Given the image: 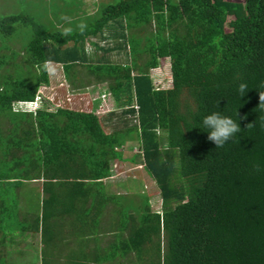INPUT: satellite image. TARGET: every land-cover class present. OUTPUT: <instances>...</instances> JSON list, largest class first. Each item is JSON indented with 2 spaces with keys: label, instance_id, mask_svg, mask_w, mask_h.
<instances>
[{
  "label": "trees",
  "instance_id": "16d2710c",
  "mask_svg": "<svg viewBox=\"0 0 264 264\" xmlns=\"http://www.w3.org/2000/svg\"><path fill=\"white\" fill-rule=\"evenodd\" d=\"M95 9L94 20L69 31L63 18L54 26L26 10L0 16V39L25 35V55L0 56V187L38 182L34 230L41 250L56 247L33 264H264V0H118ZM121 50L125 60H113ZM165 58L172 85L155 87L150 70ZM48 62L62 64L72 90L92 96L105 85L122 123L104 127L115 107L14 110L50 82ZM214 112L241 127L220 148L203 126ZM133 140L142 160H129L157 183L160 210L147 195L135 208L105 190L102 179L128 160L121 147ZM19 197L15 211L0 198V236L10 217H34ZM63 217L78 249L66 250ZM7 242L0 237V264H14Z\"/></svg>",
  "mask_w": 264,
  "mask_h": 264
},
{
  "label": "rangeland",
  "instance_id": "374dc122",
  "mask_svg": "<svg viewBox=\"0 0 264 264\" xmlns=\"http://www.w3.org/2000/svg\"><path fill=\"white\" fill-rule=\"evenodd\" d=\"M96 1L99 5H94ZM117 1L118 0H0V16L11 15L26 10L29 14L36 16L40 22L46 23L48 25L54 24V26L58 24L55 19L58 18V20H61V18H63L64 20H62L60 28H62L64 31H69L75 27H83L89 24L91 20H94V16L97 15L95 7H98L99 10L100 6H105L109 3H116ZM66 12L69 14L68 19L64 15ZM77 13L79 15H77ZM149 30L150 28H147V31L141 35L144 36ZM24 37L25 35L22 33L20 35H16L12 40L0 39V56L5 55L8 57L11 55V53L13 55V51L18 52L21 56L25 55L23 46L21 44L24 42ZM90 42L91 40L88 41V43ZM108 43L109 42H107V45ZM110 44L112 46L113 41ZM5 45H11V48L9 47L7 49L5 48ZM90 45L92 46L91 43ZM110 55H112L111 58L115 61L120 60L121 57L124 61L126 54L125 50H121L117 53L113 52ZM20 58L18 57L16 60L19 61ZM49 69L51 72V81H67L64 76L62 65H50ZM1 70L4 71L5 69ZM150 71L155 87L166 88L172 85L170 58L161 59L159 66L151 69ZM71 86L68 84L71 94L69 101L65 99L67 95V87H64L65 90L62 93L65 98L63 97L59 99V97H52L53 102L45 99L46 108L51 103L53 106L63 105L67 106L69 109L75 110H98L102 115H104L108 113L111 108L115 107L118 108V112L112 116L111 120L106 122L104 127L106 130L114 131V127L122 123L118 121L120 119V117L118 119V116L121 114V109L114 100L112 94L109 93V90L102 87L105 85L99 86V91H96V93L92 96L90 92L72 90ZM46 91H48V89ZM134 102L135 100L132 103ZM29 107H31V102L25 103L23 100H21L19 104L14 105V108L23 111H28ZM132 122L134 121L132 120ZM132 122L129 120L128 123L132 124ZM121 148L124 151V156L128 160L118 161L115 167L113 166L112 172H114L116 177L110 181L111 187L108 186V192L123 194L124 200H121V203H134L135 208L140 206L142 199L145 197V195H147V197H149L150 201L152 202V208L154 210H160L162 199L160 188L158 187L157 183L147 173L142 163L131 162L129 160L135 155H138V160H142V156L139 154V152H141L139 140L127 141L126 144ZM37 185L38 182H34V184L26 183L23 187H21L20 192L17 190V187H14L13 185H7L5 188L0 187V198L3 199V197H6L7 202H11L13 204L11 209L12 211H15L19 204L17 203L16 207L14 200L21 202L19 197V194H21L24 201V203H22L23 208L26 210V212L29 211L31 212V215L34 216L32 219L27 220V222L24 224H22V221H24L23 219H17V216L10 217L8 220L9 225L8 227H5L6 231L0 236L8 241L6 245L10 244L9 247L7 246V256L4 258H8V261L14 264H33L38 261L41 256L43 257V252L46 254L56 252V247L48 246L46 248L45 245L41 250L40 248L42 243L39 240L38 243L35 242V239L38 238L36 237L34 230V222L36 217L39 215V212L40 215L42 213V204H40L41 207L39 205V202L41 201L37 202L40 196ZM41 200L43 201L42 197ZM108 218L109 217H107V219ZM107 219H105V224L103 223L104 225L102 226H108ZM61 250L62 247L58 248L59 252H61Z\"/></svg>",
  "mask_w": 264,
  "mask_h": 264
},
{
  "label": "clouds",
  "instance_id": "9594fccd",
  "mask_svg": "<svg viewBox=\"0 0 264 264\" xmlns=\"http://www.w3.org/2000/svg\"><path fill=\"white\" fill-rule=\"evenodd\" d=\"M90 43L92 44V41ZM90 43L87 44V50L92 53L94 51V49H95V46L93 44L91 46ZM100 43L104 44V42H100ZM50 65H58L59 66V65H62V64L56 63V62H48L47 66H48L49 76H50V73H51L50 69H49ZM64 76H65V74H64ZM58 78H59V76H58ZM65 79H66V76H65ZM66 80L68 81V79H66ZM67 81L62 80L60 82L59 80H56L54 82H58L59 84H61L63 86V90H61V92H60L61 98L64 97V95L62 93L65 90L64 87H67V95H66V98L65 97L64 98L69 101V99L71 98L70 97L71 94H70V91H69L68 84H70V83H69V81L68 82ZM52 82L53 81H51V77H50V82L48 84L40 86V88H39V90H38V92L36 94V97L33 100H23L25 102H31V107H29V110L28 111H24V112H34L35 113L38 109H41V108L48 109V110L52 111V110L58 109L59 107H67V106H63V105H57V106H55V108H52L53 106L50 103L49 106L46 108L45 99H48L50 102H53V99L49 97V95L47 94V91H46L50 87V84ZM70 86H71V84H70ZM246 90H247V85L241 83L239 85L240 93L244 94L246 92ZM19 103H20V101H18L14 105H17ZM42 105H44V106H42ZM259 107L260 108H264V92H260V94H259ZM14 110L23 111V110H20V109H17V108H14ZM86 111H88V110H86ZM240 119H245V117H240ZM106 122H108V120H105V122H104L105 125H106ZM203 126L206 129H208V132H207L208 133V137H207V139L209 141L213 142L217 148L223 147L226 142L232 140L233 137L237 133L241 132V127H240L239 123L236 120H233L231 117H228V116H223V115H221L218 112H214V113L209 114L206 117H204ZM251 127H252L251 123L246 125V128H251ZM107 131L108 132H112V131H109V130H107ZM116 164L117 163H115L113 166L115 167ZM111 176H115L116 177L114 172H112V174L110 176L102 179L103 182H104V185H105V181L104 180L107 179V178H110ZM84 181H86V180H84ZM105 190H106V185H105ZM106 192H107V190H106ZM107 193L113 194V193H110V192H107ZM115 194H120V193H115Z\"/></svg>",
  "mask_w": 264,
  "mask_h": 264
},
{
  "label": "crops",
  "instance_id": "0c3cea01",
  "mask_svg": "<svg viewBox=\"0 0 264 264\" xmlns=\"http://www.w3.org/2000/svg\"><path fill=\"white\" fill-rule=\"evenodd\" d=\"M61 90H63V86L61 84H59L58 82H52L50 84V87L48 88L47 94L49 95L50 98L59 97V99H60L61 98V96H60ZM51 105L53 106V104H51ZM54 106H57V105H54ZM54 106H53V108H55ZM114 178H115V176H111L110 178H107V179L104 180L105 181V185H106V190H107V188L111 187L110 181H112ZM107 192H108V190H107ZM66 219H68V217H63L62 221L59 224V226H61L62 228H65V232L67 234V238H68L67 240H68L69 244H67L66 250H70V249L72 250V249H75V248L78 249L79 248L78 237H77V240H75V238L70 235V230L68 229L69 224L72 221L71 220L69 221V220H66ZM64 220L66 222H63ZM103 228L106 230L107 229V225L103 226ZM36 237L38 239H35V242L38 243V240H39L42 243L41 234H38Z\"/></svg>",
  "mask_w": 264,
  "mask_h": 264
},
{
  "label": "built area",
  "instance_id": "2783aa9c",
  "mask_svg": "<svg viewBox=\"0 0 264 264\" xmlns=\"http://www.w3.org/2000/svg\"><path fill=\"white\" fill-rule=\"evenodd\" d=\"M26 103V102H25Z\"/></svg>",
  "mask_w": 264,
  "mask_h": 264
}]
</instances>
